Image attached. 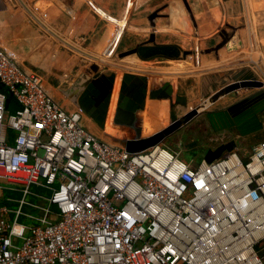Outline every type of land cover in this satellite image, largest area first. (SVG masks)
Listing matches in <instances>:
<instances>
[{"label": "built area", "instance_id": "2783aa9c", "mask_svg": "<svg viewBox=\"0 0 264 264\" xmlns=\"http://www.w3.org/2000/svg\"><path fill=\"white\" fill-rule=\"evenodd\" d=\"M0 264H264V140L188 163L129 152L0 44Z\"/></svg>", "mask_w": 264, "mask_h": 264}, {"label": "rangeland", "instance_id": "374dc122", "mask_svg": "<svg viewBox=\"0 0 264 264\" xmlns=\"http://www.w3.org/2000/svg\"><path fill=\"white\" fill-rule=\"evenodd\" d=\"M170 1L144 0L131 15V21L135 18L152 16L150 18H152L153 27H150V31L156 29V32L136 34L134 31L129 30L124 33L129 26V21L124 19L119 30L111 39L113 42L112 48L89 51L92 56L88 57L87 60L89 61L86 60L85 64L89 63L98 65L99 68H105L102 74L114 76V81L111 83L112 87L108 86L109 89H106L107 93L98 89L97 86L85 87L84 85L87 83L85 81L79 88L78 95L81 98L86 97L87 101H91L94 112L98 114L96 117L98 121L105 124L108 118L119 120V123L114 122L116 123L114 126L119 130V126H121V129L125 127L124 139L132 138L130 135L133 133L132 129L134 127L131 126L133 125L131 123H123L129 119L117 118V113L123 112L122 115L131 117L129 121L134 123L136 121L135 117H138L144 111H151L150 105H152L154 108L161 109V112L167 111L169 116L171 111H175L173 115H178L181 122L195 104L208 101L213 94L226 84L241 83L245 80L264 82V0H210L211 8H216V17L221 23L220 26L223 27L224 24L225 26L224 29L222 27V29H219V26H217L216 31L208 34V36L201 34L198 24L194 27L191 25V29L188 25H185L184 15L178 23L176 22V26H173L175 31L172 32V27H169L170 25L166 21L172 13L171 6L168 4ZM230 2L232 3L229 4ZM132 3L135 4L134 0ZM166 4L168 5L166 6ZM183 5L184 2L182 1L177 5L181 9V14L186 11V6ZM223 5L228 6L229 11H223ZM166 15L169 17H165ZM223 17L225 18L223 19ZM226 21L227 23H224ZM185 28H189V31L187 32ZM233 29L241 30L243 42L247 41V43L235 48L236 52L234 48L231 49V51L233 50L231 52L228 47L224 46L216 51L214 47L219 43V39L222 40V38L229 36ZM182 30L200 36V38H194L193 41L187 33L183 34ZM195 39H200L201 45L195 46ZM154 44L178 45L181 48V55L179 58L155 57L152 60H142L136 52L137 48L141 45ZM257 45L260 47H257ZM247 46H250V48H247ZM252 48L254 51L256 50L254 52L255 57ZM246 50L252 52L249 54ZM185 52L187 53L185 54ZM257 54H260V56L258 57ZM86 71L92 73L91 77L94 76V73L89 70L88 64ZM52 85L61 88L64 86V84L54 79ZM259 91L258 88L247 87L227 96H221L205 106L203 112L190 123L166 138L163 144L174 152H181V157L186 162L201 164L210 149L220 146L224 139L226 141L236 139L240 152L244 157H247L252 149L264 140V129L245 137L240 134L237 128L217 132L210 124L206 113L207 111H226L231 106L240 103H245L244 105L248 108L250 103L247 101L253 96L255 97ZM97 94L101 98L103 97L105 107H102L100 101L96 98L94 101L91 100ZM172 101L175 106L173 108L170 106ZM93 108L91 109L93 110ZM79 109L82 110L80 107ZM259 116L264 126V110L260 112ZM162 119L160 126L155 128L152 133H146L145 137L161 130L162 123H165V118ZM168 123H170L169 120L166 124ZM128 133L130 134L126 135Z\"/></svg>", "mask_w": 264, "mask_h": 264}, {"label": "crops", "instance_id": "0c3cea01", "mask_svg": "<svg viewBox=\"0 0 264 264\" xmlns=\"http://www.w3.org/2000/svg\"><path fill=\"white\" fill-rule=\"evenodd\" d=\"M128 1L0 0V44L22 68L35 71L41 77L46 93L56 103L67 111H78V98H74L70 92L78 90L92 75L86 71L87 64L90 71L92 64H85V60L92 56L89 51L112 48L111 38L118 30L119 23L127 16ZM173 1L175 0L168 2L171 8ZM209 1L190 0L195 22L188 17L190 13L184 7V15L190 26L198 24L204 36L215 32L217 26L219 29L223 28L216 17V8H211ZM177 5L179 3L173 7H179ZM222 8L223 11H229L228 6ZM176 13L177 10L174 9L170 17L165 16L169 17L166 19L169 27L174 26L171 16ZM150 17L152 16L148 15L146 18H135L131 21L132 17L129 16L126 20L129 21L130 18V23L134 26L131 31L146 34L156 32V29L150 31V27H153ZM184 24L187 25L186 20ZM230 33V51L247 43L243 42L241 30L233 29ZM220 41L219 39L218 42ZM53 79L64 86L54 87ZM228 141L224 139L222 143Z\"/></svg>", "mask_w": 264, "mask_h": 264}, {"label": "water", "instance_id": "95a60500", "mask_svg": "<svg viewBox=\"0 0 264 264\" xmlns=\"http://www.w3.org/2000/svg\"><path fill=\"white\" fill-rule=\"evenodd\" d=\"M181 1L184 2L188 11L191 14V18L195 22V17L193 16L194 14L191 10L188 0L173 1L171 9L174 10L173 6L176 3H180ZM229 37L231 36L229 35L224 37V39L222 38V40L217 44V46L214 47L215 50L217 51L219 48L225 45H227L228 48H231L232 44L230 43L229 40L231 38ZM136 52L142 60H149V59L152 60L155 57L179 58L181 55V48L178 45L177 46L158 45V44L141 45L137 48ZM186 53L187 52H185V54ZM90 69L94 73V76L91 77L90 79H86L87 83L86 85H84L85 87L87 86L91 87L92 85L97 86L98 89L100 88L104 92H106V89H109V87L110 88L112 87L111 83H113L114 81V76L103 75L102 72L105 70V68L101 70L98 65H92ZM247 87L260 89L259 93H257L255 97L253 96L252 98H250V100L247 101L250 103L248 108H246V106L244 105L245 103H240L238 105L231 106L226 111H213V112L207 111L206 113L207 118L210 124H212L213 128L217 132L224 131L230 128H237L243 137L259 132L264 129L263 123L259 116L260 112L264 110V82L259 80H245L242 81L241 83L234 82V83L226 84L218 92L213 94L208 101L204 103L195 104L193 109L190 112H188L186 118L182 119L180 123L178 124L173 123L174 125H169L165 130L155 133L154 135L149 136L146 139L137 138V137L124 139V143L122 144V146H125L129 152L142 151L150 147L157 146L163 143L166 138L173 135L178 130L183 128L185 125L190 123L194 118H196L197 115L203 112L204 107L207 106L209 103L214 102L221 96H227L232 92H236L241 88H247ZM0 90L5 94L6 97L5 109L9 113H13L18 108L14 104L13 97L10 94H8L6 89L2 88L1 84H0ZM78 90H76L75 92H70L71 94H73L74 98H78V101H76L77 105H80V108L85 110V114L91 116L95 120L93 121L97 124V127L99 129H102L103 123L96 119L98 114L97 112H94L92 103L91 104L89 103L91 101L88 102L86 97L85 98L79 97ZM83 101L86 102L84 104L85 107L82 104ZM91 108H93V110ZM238 147L239 146L236 139L229 140L228 142L222 143L217 148L210 149L207 152L205 159L206 161L213 162L215 160L222 158L227 153L237 150Z\"/></svg>", "mask_w": 264, "mask_h": 264}, {"label": "bare ground", "instance_id": "6f19581e", "mask_svg": "<svg viewBox=\"0 0 264 264\" xmlns=\"http://www.w3.org/2000/svg\"><path fill=\"white\" fill-rule=\"evenodd\" d=\"M132 1L133 0H129L128 1V11H127V16L125 17V19L127 18L128 19V17L130 16V18H131V15H132V13H133V11L135 10V8L138 6V5H141V3L144 1V0H134V2H135V4H133L132 3ZM223 7H224V5H223ZM132 8H133V10H132ZM174 9H178V7H175ZM224 9V8H223ZM190 13V12H189ZM253 14V13H252ZM182 15H184V14H181V12L180 13H178L177 15H173V16H171L172 18H171V22H172V24L173 25H176V22L178 23V21H179V18H181L182 17ZM229 15H231V14H229ZM188 17H190V19H192L191 18V16H190V14H189V16ZM130 18H129V26H128V28H127V30H134V26H133V24H131L130 23ZM225 17H223V19H224ZM112 20V19H111ZM123 21V20H122ZM122 21L119 23V28H120V26H121V24H122ZM223 21H225V20H223ZM223 23V22H222ZM224 23H227V21L226 22H224ZM186 24L188 25V27L190 28V23L188 22V19L186 20ZM254 24V23H253ZM178 25V24H177ZM223 25V24H222ZM224 26H225V24H224ZM224 26H223V29H224ZM119 28H118V30H119ZM189 28H187V29H185V30H187V32L189 31ZM255 28V27H254ZM191 29V28H190ZM117 30V31H118ZM218 30V29H217ZM255 30V29H254ZM117 31L116 32H114L113 33V36H112V38L114 37V35L117 33ZM126 31V30H125ZM199 31V30H198ZM248 32H249V30H247ZM187 32H185L184 31V33L183 34H186ZM245 33V32H244ZM187 35L188 36H190V39H194V38H200V36H196V35H194V34H191L190 32L189 33H187ZM123 36V35H122ZM246 36V35H245ZM111 38V39H112ZM238 39V38H237ZM200 40V39H199ZM199 40H197V39H195V46L196 45H201V43L199 42ZM239 40V39H238ZM194 41V40H193ZM263 41H264V39H263ZM247 42V41H246ZM200 47V46H199ZM198 47V48H199ZM245 47V46H244ZM243 47V48H244ZM260 47V46H259ZM239 48V47H238ZM247 48H250V46H247ZM245 49H246V47H245ZM235 50V49H234ZM249 50V49H248ZM248 50H246L247 52H249ZM252 50H253V48H252ZM258 50V49H257ZM225 51V50H224ZM233 51V50H232ZM231 51V52H232ZM237 50H235V52H236ZM256 51V50H255ZM254 50H253V52L250 50V52H252L253 54H255L254 52H255ZM197 52V51H196ZM250 52H249V54H250ZM258 52V51H257ZM256 52V53H257ZM228 53H230L229 51H228ZM259 53V52H258ZM248 54V53H247ZM200 56V55H199ZM254 57L256 56V54L255 55H253ZM257 56L259 57L260 56V54L258 55L257 54ZM202 57V56H201ZM229 57V56H228ZM251 57V56H250ZM102 58V57H101ZM100 58V59H101ZM226 58V57H225ZM233 59H236V58H233ZM255 59V58H254ZM259 59V58H258ZM99 60V59H98ZM199 60V59H198ZM86 61V60H85ZM87 61H89V60H87ZM220 61V60H219ZM223 61V60H222ZM94 62V61H93ZM98 63V62H97ZM199 63H201V62H199ZM98 64H100V63H98ZM118 64V63H117ZM218 64V63H217ZM104 65H106V64H104ZM108 65H110V64H108ZM120 65V64H119ZM216 65V64H215ZM236 65V64H235ZM107 66V65H106ZM225 66V65H224ZM118 67H120V66H118ZM226 67V66H225ZM216 68V67H215ZM117 69V68H116ZM211 69V68H210ZM223 69V68H222ZM200 71V70H199ZM139 74V73H138ZM141 74V73H140ZM171 74H174V73H171ZM159 76V75H158ZM100 89V88H99ZM119 90V89H118ZM96 92H97V90H96ZM60 98V97H59ZM95 98H96V100H99L100 101V103H101V106L102 107H105L106 106V104H103V101H104V99H103V97L101 98V96H98V94L96 95V97L94 96L93 98H92V100L94 101L95 100ZM64 99V98H63ZM89 102V101H88ZM86 102H84L83 101V106L85 107V104ZM90 104H91V102H89ZM151 106V108H150V110L151 111H144V112H142V114L141 115H138V117L136 116L135 117V119H136V121L133 123V122H130L129 120L131 119V117H129V116H124V115H122L123 114V112H120V113H117V118H120L121 117V119H129V120H127V122L125 121V122H123V123H131V124H133V125H131V126H133L134 128L132 129L133 130V133L130 135V136H132L133 138H135V137H137V138H147V137H145V134L146 133H152L154 130H155V128H157V127H159L160 126V124H161V121L163 120L162 118H165V123L164 124H166L167 122H168V120L170 121V123H168V124H166V125H164L163 123H162V127H161V130H158V131H156V133H158V132H160V131H163V130H165L169 125H174L173 123H176V124H178L180 121H179V117H178V115H173L174 114V112L173 111H171V114H170V116L168 115V113H167V111H162L161 112V109H159V108H154L152 105H150ZM170 106H172V108L173 107H175L174 106V102L172 101V105H170ZM82 111L85 113V110H83L82 109ZM188 112V111H187ZM186 113V112H185ZM184 113V114H185ZM82 114V113H81ZM84 116H85V114H83ZM88 116V115H87ZM89 118V119H88ZM88 118L85 116L84 117V120H85V124H84V126L86 127V129L91 133V134H93L94 136H96V137H98L99 139H102V140H104V141H107V142H109V143H112V144H114V145H121L122 146V144L124 143V134L126 133L125 132V130L126 129H124L125 127H122V129H121V126H119L120 127V130L119 129H116L115 128V126H114V124H116V123H119L120 121L119 120H114L113 118H108L107 119V121H105V124L103 123V128L102 129H99V128H96V126H97V124L94 122L95 120L91 117V116H88ZM90 120V121H89ZM94 120V121H93ZM116 121V123H114ZM175 124V125H176ZM96 125V126H95ZM118 127V126H117ZM130 133H128V134H126V135H129ZM152 135H154V134H152ZM152 135H150V136H152Z\"/></svg>", "mask_w": 264, "mask_h": 264}, {"label": "flooded vegetation", "instance_id": "af4514ba", "mask_svg": "<svg viewBox=\"0 0 264 264\" xmlns=\"http://www.w3.org/2000/svg\"><path fill=\"white\" fill-rule=\"evenodd\" d=\"M182 8V7H181ZM181 12V9H180V7H178V9H177V13L176 14H174V15H177L178 13H180ZM184 17H185V20H187V17L184 15ZM180 19V18H179ZM174 26H176V25H174ZM177 29V28H176ZM185 29H187V28H185ZM171 31L172 32H174L175 31V27H173L172 26V29H171ZM183 31V30H182ZM184 32V31H183ZM79 107H80V105H78ZM79 111L81 112L82 110L81 109H79ZM83 114H85L84 112H82ZM85 116L88 118V116L85 114ZM89 119V118H88ZM90 121V120H89Z\"/></svg>", "mask_w": 264, "mask_h": 264}]
</instances>
